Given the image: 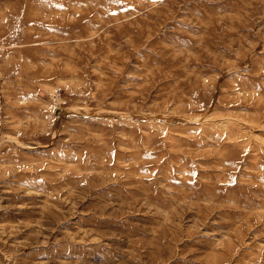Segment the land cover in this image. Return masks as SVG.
<instances>
[{"label":"rangeland","instance_id":"rangeland-1","mask_svg":"<svg viewBox=\"0 0 264 264\" xmlns=\"http://www.w3.org/2000/svg\"><path fill=\"white\" fill-rule=\"evenodd\" d=\"M0 264H264V0H0Z\"/></svg>","mask_w":264,"mask_h":264},{"label":"bare ground","instance_id":"bare-ground-1","mask_svg":"<svg viewBox=\"0 0 264 264\" xmlns=\"http://www.w3.org/2000/svg\"><path fill=\"white\" fill-rule=\"evenodd\" d=\"M49 9H50V8H49ZM114 19H115V18H114ZM125 37H126V36H125ZM147 174H148V173H147ZM148 175H149V174H148ZM163 176H164V175H163ZM188 207H189V206H187V208H188ZM196 209H197V208H196ZM196 209H195V210H196ZM178 211H179V210H178ZM197 212H198V211H197ZM179 213H180V212H179ZM197 214H200V213H197ZM194 215H195V214H194Z\"/></svg>","mask_w":264,"mask_h":264}]
</instances>
